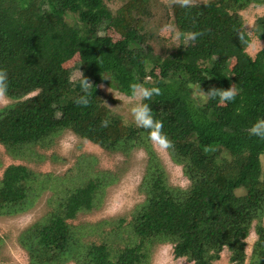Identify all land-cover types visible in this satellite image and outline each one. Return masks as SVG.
I'll return each instance as SVG.
<instances>
[{"label":"trees","instance_id":"1","mask_svg":"<svg viewBox=\"0 0 264 264\" xmlns=\"http://www.w3.org/2000/svg\"><path fill=\"white\" fill-rule=\"evenodd\" d=\"M117 2L112 12L104 0H0V70L6 73L3 95L12 101L0 109V145L10 157L35 156L32 149H45L70 131L109 153L144 148V200L130 212V236L119 247L100 223H67L99 207L115 182L105 172L84 182L74 176L51 183L49 175L39 178L24 165L6 166L0 217L25 212L38 191L51 192V210L17 238L29 264H147L146 247L164 243L173 245L174 258L193 264H215L225 248L229 264H244L253 223L257 239L248 261L264 264V138L248 131L264 118V48L254 57L246 53L251 38L239 16L264 0L173 3L166 19L178 44L162 56L153 55L158 41L146 29L152 0ZM255 23L254 36L264 40V16ZM75 46L81 68L73 78L64 64ZM133 83L160 89L142 102L161 122L167 152L188 187L168 184L150 148L151 130L126 124L98 88L105 84L130 97ZM197 84L204 93L231 87L236 94L231 101L204 98L194 93ZM81 97L87 104L77 103ZM93 233L101 243L83 240Z\"/></svg>","mask_w":264,"mask_h":264},{"label":"rangeland","instance_id":"2","mask_svg":"<svg viewBox=\"0 0 264 264\" xmlns=\"http://www.w3.org/2000/svg\"><path fill=\"white\" fill-rule=\"evenodd\" d=\"M104 1L112 12H115L120 5L117 0ZM178 1L185 2V0H152L151 2L153 18L147 21L146 29L151 31L157 38L158 43L153 42L152 44V52L155 56L158 54L165 55L164 49L172 51L178 44V33L172 22L166 19L167 13H171V6ZM208 1L211 0H187V3L202 4ZM239 16L243 22V29L251 38L246 53L254 57L258 51L264 48V40H258L254 36L255 22L264 16V5H250L239 12ZM168 17H171V14ZM107 35L115 41L119 39V36L115 33L108 32ZM190 45L193 46V44ZM74 49L76 51L75 56L64 64V67L73 69V78L80 75L81 68L79 50L77 46ZM98 88L115 101L109 107L121 116L126 124L135 126L136 123L130 109L140 101L130 99L105 84H100ZM194 93L201 96L196 91V87H194ZM33 94L35 93L31 95ZM11 102L3 95L0 97V109ZM149 144L155 158L166 171L168 184L179 188L188 187L191 182L183 175L181 166L171 161L167 149L153 139L149 141ZM32 152L35 156L27 152L28 155L17 159L10 157L5 148L0 145V178L4 168L9 165H24L37 173L39 178H41V175H49L48 181L51 183H55L56 180L63 177L69 179L78 176L77 180L80 179L84 182L87 179L94 178L93 175L97 172L109 174L115 182L104 189L99 207L86 214H78L75 219L69 220L67 223L72 226L88 224L93 226L100 223L102 226V229H100L103 233L104 231L112 233L111 237L114 239L112 244L119 247L124 246V238L131 234L128 228L131 219L130 212L135 205L144 200V194L140 191L139 186L148 159L145 149L133 148L127 154L121 152L109 153L86 140L78 138L70 131H64L53 139L49 147L45 149L35 147ZM262 159L261 165L264 172V158ZM88 166L90 170L86 169ZM50 196V191H38L31 199L32 205L25 212L0 217V264H29V257L18 245L17 238L21 232L43 218L51 210L52 205L47 203ZM120 219H124L121 225L118 222ZM261 224L264 228V218ZM256 239L257 234L253 223L245 239L247 259L244 264H249L248 259ZM83 240L88 243H101L100 236L94 233L84 237ZM146 251L148 253L147 264H193L184 258H174L173 245L169 243L147 246ZM228 260L229 251L225 248L221 251L220 258L215 264H229Z\"/></svg>","mask_w":264,"mask_h":264},{"label":"clouds","instance_id":"3","mask_svg":"<svg viewBox=\"0 0 264 264\" xmlns=\"http://www.w3.org/2000/svg\"><path fill=\"white\" fill-rule=\"evenodd\" d=\"M187 2V0H185ZM192 39L195 38L197 33L189 34ZM107 78V77H105ZM87 84V82L85 81ZM6 91V73L0 70V97L3 96ZM196 91L204 98H215L216 96L220 97L221 101H231L236 94V90L234 88L229 87L227 90L220 89H209L207 93H204L199 89V84L196 85ZM130 99H135L140 101L133 105L130 109L132 113V117L137 124L138 127H142L145 129H150V137L157 141L159 145L164 148L169 147V141L165 136H163L160 132L162 124L158 120H154L151 115V109L146 103H143V100L150 98L153 94L159 95L160 89L158 87H145L143 84L133 83L130 86ZM77 103L87 104V99L81 97ZM105 124L107 121L104 122ZM249 133L255 135L260 138H264V118L258 119L249 129Z\"/></svg>","mask_w":264,"mask_h":264}]
</instances>
